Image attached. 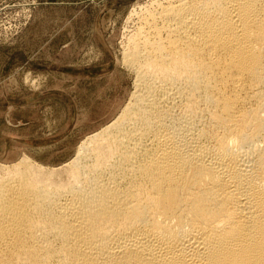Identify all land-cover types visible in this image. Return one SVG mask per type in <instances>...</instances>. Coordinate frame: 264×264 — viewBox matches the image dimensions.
<instances>
[{
  "label": "bare ground",
  "instance_id": "obj_1",
  "mask_svg": "<svg viewBox=\"0 0 264 264\" xmlns=\"http://www.w3.org/2000/svg\"><path fill=\"white\" fill-rule=\"evenodd\" d=\"M136 15L121 112L61 166L0 164V264H264V0Z\"/></svg>",
  "mask_w": 264,
  "mask_h": 264
},
{
  "label": "rangeland",
  "instance_id": "obj_2",
  "mask_svg": "<svg viewBox=\"0 0 264 264\" xmlns=\"http://www.w3.org/2000/svg\"><path fill=\"white\" fill-rule=\"evenodd\" d=\"M149 2L0 0V164L61 166L121 112L123 49Z\"/></svg>",
  "mask_w": 264,
  "mask_h": 264
}]
</instances>
